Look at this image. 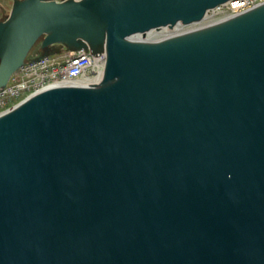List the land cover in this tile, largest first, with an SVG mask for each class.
Here are the masks:
<instances>
[{
  "label": "water",
  "instance_id": "water-1",
  "mask_svg": "<svg viewBox=\"0 0 264 264\" xmlns=\"http://www.w3.org/2000/svg\"><path fill=\"white\" fill-rule=\"evenodd\" d=\"M228 1H15L0 89L42 37L107 66L0 117V264H264V4L158 33Z\"/></svg>",
  "mask_w": 264,
  "mask_h": 264
},
{
  "label": "built area",
  "instance_id": "built-area-1",
  "mask_svg": "<svg viewBox=\"0 0 264 264\" xmlns=\"http://www.w3.org/2000/svg\"><path fill=\"white\" fill-rule=\"evenodd\" d=\"M262 4L264 0H235L216 9L214 14L228 10L230 14L238 15ZM105 61V56L93 58L87 52L66 53L58 58L45 57L29 61L14 76L11 84L0 90V113L9 111L23 99L51 87L83 79L96 66L102 67Z\"/></svg>",
  "mask_w": 264,
  "mask_h": 264
},
{
  "label": "rangeland",
  "instance_id": "rangeland-1",
  "mask_svg": "<svg viewBox=\"0 0 264 264\" xmlns=\"http://www.w3.org/2000/svg\"><path fill=\"white\" fill-rule=\"evenodd\" d=\"M17 0H0V23L4 22L11 14L14 3ZM59 1H64V0H59ZM169 31H173L168 29ZM187 32L190 31V29L188 27H185V29L183 30V32ZM43 41V39H40L36 46H34V48L32 49V51L29 54V58H32L34 56H39L41 54L44 53L43 48H42V44L41 42ZM58 46H52L51 49L48 50L47 53H51V54H58L59 50H58ZM91 78L96 77V74L93 73L91 76Z\"/></svg>",
  "mask_w": 264,
  "mask_h": 264
},
{
  "label": "bare ground",
  "instance_id": "bare-ground-1",
  "mask_svg": "<svg viewBox=\"0 0 264 264\" xmlns=\"http://www.w3.org/2000/svg\"><path fill=\"white\" fill-rule=\"evenodd\" d=\"M218 15H220V13L218 12L217 13V16ZM216 16V14H214V16H212V18L213 17H215ZM237 15H232V17H236ZM230 17V16H229ZM220 21V20H219ZM213 22V21H212ZM210 23V22H209ZM175 29V30H174ZM173 29V31L171 32V31H169L168 30V28H164V29H162V30H159L158 31V33H159V35H160V37H161V39H166V38H168V37H170V36H173V35H175V34H178V33H180L182 30H183V28H182V26H178V27H175ZM103 74H104V71H102L101 70V67L99 66V67H97V74H96V77H94V78H87V80L86 81H84V83H86V85H89V84H99V83H101V81H102V76H103ZM82 83H77L76 85H81Z\"/></svg>",
  "mask_w": 264,
  "mask_h": 264
}]
</instances>
